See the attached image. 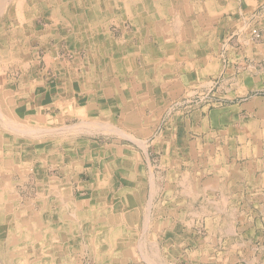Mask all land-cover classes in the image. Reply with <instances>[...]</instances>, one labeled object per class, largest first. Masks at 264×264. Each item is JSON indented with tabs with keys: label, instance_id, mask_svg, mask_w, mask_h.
<instances>
[{
	"label": "rangeland",
	"instance_id": "rangeland-1",
	"mask_svg": "<svg viewBox=\"0 0 264 264\" xmlns=\"http://www.w3.org/2000/svg\"><path fill=\"white\" fill-rule=\"evenodd\" d=\"M51 1L11 0L0 12L6 37L0 52V194L5 195L0 211L15 219L13 239H23L28 264H264V117L250 122L248 150L226 137L221 139L231 145L226 149L183 150L188 141L199 140V131L184 127L228 105L230 93L221 85L238 42L239 33L232 30L252 36L257 29L259 40L247 38L258 43L257 16L230 31L227 19L240 0H154L156 17L137 20L133 6L126 12L101 5L86 24L76 22L93 30L80 33L52 15V8L72 0ZM92 33L99 41L108 33L121 40V48L113 42L106 50L121 68L106 73L92 67L79 45ZM199 57L206 76L195 79ZM215 67L219 74H212ZM53 77L67 80L72 92L62 86L60 93L46 95L44 82ZM89 81L99 88L92 100ZM253 89L238 93V99L264 94L263 86ZM105 92L109 107L90 104ZM258 114H264V105ZM7 118L26 125L29 133L9 128L10 121L7 127ZM120 149L131 158L129 182L114 171ZM189 156L210 159L194 166L197 161L187 162ZM245 157L252 166L233 171L235 160ZM219 164L223 174L248 179L220 180L225 176H218ZM100 172L110 173L98 185L109 196L88 198L82 190H92L95 182L82 189L81 180ZM137 176L144 182L136 183ZM124 183L139 184L138 196L128 191L118 202L114 195ZM166 190L186 197H170Z\"/></svg>",
	"mask_w": 264,
	"mask_h": 264
},
{
	"label": "crops",
	"instance_id": "crops-1",
	"mask_svg": "<svg viewBox=\"0 0 264 264\" xmlns=\"http://www.w3.org/2000/svg\"><path fill=\"white\" fill-rule=\"evenodd\" d=\"M10 2H11V0H0V12H2V9H3L2 5L9 4ZM54 2H55L54 3V5H55L57 2L56 1H54ZM43 3L45 4L47 2L45 1ZM50 4H51V2H50ZM59 5L60 4H58L57 7H59ZM68 5L69 4L67 3V6ZM126 6H128V5L117 4V7H119V9H125V11H126ZM54 8H56V7H54ZM154 8H155V2L153 3L152 6H150V5H146V6H143V5L137 6L136 5V7L133 6L134 16H132V17H134V19H136V20L139 18H145V17L147 19H151V17H152V19H153L156 17L155 13H154ZM234 11H235V13H233L234 15L232 17H228V19H227V22H229V20H230V31L232 29L231 28L232 26H237V28H239L238 26H241L243 23L247 22V20L252 18L254 15H256L257 21H258L257 24H259V29L262 32V39L258 43L257 42L254 43L252 41L250 42V38L249 39L247 38L249 31L240 33L239 29L232 30V31H237L239 33L238 42L236 43V45H237L236 47H234V46L232 47L235 49L233 58H230V61L232 62V64L229 66L228 72L226 71L227 73H225L224 79H223L224 82L221 85V87L223 86L222 90L224 88V90L226 92L230 93V97L228 98V100L225 99L226 101H229V103L227 106H224L219 110L212 111L211 114H209L207 116H200L196 122V123H198L196 126L194 125L192 127H186V128L184 127V130L187 129V130H185L187 132H190V130H193V132L198 133V131H199V133H198L199 136L197 137V139H199V140L188 141L187 145L183 146V150L185 151L187 149V153H189V154H191L193 152L192 151L193 149L197 150L199 153H203L207 149H210L209 147H212V146H213V148H216V149H218V148L219 149H226L227 147H231V145L224 144L223 141H221V139L224 137H226V139H228L229 142H232V139L235 140L236 141L235 142L236 148H239L240 150H242V149L245 150V148H247V150H248V149H250L249 147H251V146L248 147V145L253 144L252 143V137L247 134V131H249V127H250V122H251V120H253L257 116L264 117V114H260V115L258 114L259 110L264 105V94L261 96H252V97H248V98L245 97V99L242 98L243 100L238 99V96L242 97V94L238 95V93H240V92L241 93L245 92V94H246V93H250L251 91H253L254 90L253 87H262V86L264 87V0H240V2H238L237 5L234 7ZM91 14L92 13L89 12L88 21H89V17L91 16ZM143 15H144V17H142ZM152 15H154L155 17ZM57 17H58V19H63V18L66 19L67 15L65 16V14L62 13V14H60V16H57ZM92 17H93V15H92ZM89 29H91V28H89ZM248 36L251 37V34H249ZM86 37H87V35H86ZM5 38L6 37L0 31V52H3V50H5L4 49L5 48V40H6ZM241 38L243 39L242 41H241ZM115 42H117V45H119L118 49L121 48V44H120L121 40L116 41V38L114 36V43ZM109 45L111 46V45H113V43L111 42ZM89 57H90V55H89ZM112 57L115 58L114 56H112ZM118 58L120 59L119 56H118ZM201 58L202 57H199V59H198V69L196 72L197 74L192 76L195 79L202 77L203 74H204V77L206 76L205 75L206 74L205 68L200 67L202 65V62L204 61V58H202V59ZM115 60H116V58L114 59V61ZM124 64H125V62L122 61L123 66H124ZM91 65H92V67H100L99 65L93 64L92 61H91ZM111 68L116 69V68H121V66H120V64H119V66L117 65L116 67H114V65H113V67H111ZM237 70L239 72H236ZM219 71H220L219 67L218 68L215 67L212 69V72H213L212 74H215V73L219 74ZM223 72H225V71H223ZM190 77L191 76H189L188 79ZM212 77H213V75H212ZM70 81H71V87H72L74 85V83L72 80H70ZM44 84L47 86V90L45 92L46 95L48 93L49 94L51 93V96H54V95H56V93H60V91L62 90L61 89L62 86H65V87L68 86V81L65 79H59V77H56V78L53 77V78H51L50 81H45ZM95 86L96 85L93 83V81L92 82L89 81V100L94 99V96H95L94 91L95 90L98 91V89H99L98 87L96 89ZM94 87H95V89H94ZM68 88H67V91H71L70 85L68 86ZM263 93H264V91H263ZM103 94H104V92H103ZM105 94L106 95L102 96L101 99H96L95 103L93 101H91L90 104L94 105L97 102H100L101 104H104V105L109 107L110 100L107 97L108 94L106 92H105ZM243 96H244V94H243ZM52 100H53V98H52ZM89 109L92 110V108H89ZM205 122H206L207 126L205 125ZM217 137H218V140L220 139L219 141H217V142L211 141V140H215ZM206 138L209 139V142H207L205 140ZM121 152L123 154L121 155L119 153L118 157L115 159V162L113 163L115 165V168H116V169H114V171H116V172L118 171L119 173L118 172L117 173L121 178L127 177V179L126 178L121 179V180L126 181V180H129V178H128V171L129 170L126 168V166L128 163H130V164H132V163H131V161L127 160V159H131V158L125 157L123 150H121ZM247 158L248 157H245L244 160H235V162L232 165L233 166L232 168H235V169H233V171H235L237 168L241 169L242 168L241 166H248V167L252 166L251 165L252 163L249 161L250 159H247ZM209 159L210 158L205 157V156L203 158L199 156L198 159H194L193 157L189 156V158H187V160H188L187 162L191 161L194 163V160H195V161H197V164L194 166H197L198 162H200V163L203 162L202 164H204V162L208 161ZM214 159H217V158L214 157ZM134 161H137L136 158L134 159ZM183 163H186V162H183ZM221 163H223V162L221 161ZM134 165H136V163H134ZM229 166H231V164ZM220 167H221L220 170H217L220 172V174H218V176H220V177L225 176L224 178L223 177L220 178V180H222L224 182H226V181H228V182L229 181L239 182L240 180L245 181V179H248L245 175L243 177H238V178H236L235 175L233 177H229V176H227L221 172L224 165H220ZM109 175H110V173L107 174V172H101V174H99L101 179L99 176L97 177V175L96 176L91 175L88 180H84V179L81 180V182H83L82 184L80 183L82 186V189H85L87 186H89L91 184V182L92 183H93V181L95 182V186L92 188V190H87V188H86V190H82V191L89 193L88 198L94 197V198H101V199L105 198L106 199L108 197L107 196L108 195L107 190H106L107 188L106 189L104 188V190L102 192H100L99 190H101L102 186H98V185H101V183H106ZM141 176H142V174H140V178H141ZM140 178L137 176L136 183H138L140 181L144 182ZM108 180L110 183V178ZM112 180L115 181L116 179L114 178ZM126 182H129V181H126ZM97 183H99V184H97ZM136 183L134 184L135 187L139 186V184H136ZM122 186L119 187V189L116 191V194L114 195V196H117L118 199H120V200H118V202H120L122 200V198H126L125 195H127L126 192H128V191L133 193V195H136V197L138 196L136 193H134L137 191L134 189L135 187H133L132 185H130L128 183H124V184H122ZM111 187H112V185L110 184V186L108 188L109 191H111ZM120 191H123V194H124L123 197H121L119 195ZM178 192H176L175 190H166L165 194L169 195L170 197H181V196L186 197V195L184 193H178ZM100 194H102V195H100ZM104 194H106V195H104ZM180 194H184V195H180ZM194 195L199 197V195H196V194H194ZM148 196H154V195L152 193H150V194H148ZM231 196H232V194L230 195V197Z\"/></svg>",
	"mask_w": 264,
	"mask_h": 264
},
{
	"label": "bare ground",
	"instance_id": "bare-ground-1",
	"mask_svg": "<svg viewBox=\"0 0 264 264\" xmlns=\"http://www.w3.org/2000/svg\"><path fill=\"white\" fill-rule=\"evenodd\" d=\"M51 1V0H50ZM54 1V0H53ZM52 2V1H51ZM64 2V1H63ZM70 2V1H69ZM2 3V2H1ZM154 3V0H86V1H82V0H72V3L69 4V6H67V3L64 4H60L59 7L55 6L56 8H50L52 10V15L54 18H58L57 16H60V14L64 13L65 16L67 15V21L69 22V26L71 28H73L75 31H79L80 33L82 31H86L87 29L91 28V27H86L84 26V28L82 27H78L76 22L79 20L80 22H82L83 24H86V21H88V16H89V12L96 13L99 11L101 5H105L109 7V9H112L115 5L117 4H126L128 6H134L136 7V5H150L152 6ZM50 4V3H49ZM119 6V5H118ZM104 7V8H105ZM102 11V10H101ZM132 11V10H131ZM141 11V10H140ZM139 11V12H140ZM147 11V10H146ZM48 12V11H47ZM125 12V11H124ZM133 13V12H132ZM145 13V12H144ZM113 14V13H112ZM138 14V13H137ZM136 14V15H137ZM150 14V13H149ZM99 15V14H98ZM154 16V15H152ZM144 17V15L142 16ZM155 17V16H154ZM65 19V20H66ZM152 19V17H151ZM57 20V19H56ZM55 20V21H56ZM112 22V21H111ZM97 24V23H96ZM54 25V24H53ZM66 25V24H65ZM98 25V24H97ZM111 25V24H110ZM94 26V25H93ZM101 26V25H100ZM143 27V26H142ZM66 28V26H65ZM69 30V29H68ZM91 30V29H90ZM92 31V30H91ZM96 32V31H95ZM107 32V31H106ZM71 33V32H70ZM79 33V34H80ZM54 35V34H53ZM85 35V33H84ZM94 34L92 33V35H89V37L84 41L87 42V44L84 43H80L79 45L82 46L83 48L86 49V52L88 55H90L91 61L93 64L95 65H99L102 69H104L103 71L106 70V73H109L110 69H113L111 67H113V63L115 62L114 59L110 52L106 53V50H109V48H111V46L109 45L111 42L113 43L114 41V36L111 33H108L107 37L103 40V41H99L98 38H94L92 37ZM103 36H106V34H104ZM72 38V37H70ZM86 38V35L85 37ZM77 39V38H76ZM75 39V40H76ZM186 39V38H185ZM72 40V39H70ZM78 40V39H77ZM63 42V41H62ZM161 43V42H160ZM194 43V42H193ZM107 46V47H106ZM107 49H106V48ZM160 47V46H159ZM97 48H99V53H97ZM190 48V47H189ZM96 50V51H95ZM133 55V54H132ZM2 57V56H0ZM55 58V57H54ZM172 58V57H171ZM119 60V59H118ZM169 64V63H168ZM1 65V64H0ZM116 65V64H115ZM114 65V66H115ZM119 65V64H118ZM7 66V65H6ZM191 66V65H190ZM4 68V67H3ZM6 68V67H5ZM26 68V67H25ZM17 73V72H16ZM139 73V72H138ZM91 77V76H90ZM7 93V92H6ZM6 97V96H5ZM4 99V98H3ZM16 103V102H15ZM9 104V102H8ZM11 104V103H10ZM7 106V104H6ZM28 109V108H27ZM7 110V109H6ZM14 113V112H13ZM2 114V112H1ZM0 114V115H1ZM4 116V115H3ZM6 118V117H5ZM4 119V118H3ZM10 121V122H9ZM3 122V121H2ZM6 123V126L8 125L7 123L9 122L11 129H15L16 131L19 132H28V127L26 125H18V122H15L13 119H6L4 121ZM3 122V123H4ZM18 123V124H17ZM206 123V122H205ZM29 125V124H28ZM107 125V124H106ZM74 126V125H73ZM8 127V126H7ZM30 127V126H29ZM38 128V127H36ZM46 128V127H45ZM62 128V127H61ZM67 128V127H66ZM46 132V131H45ZM29 133V132H28ZM32 135V134H31ZM20 136V135H19ZM23 136V135H22ZM64 137V136H63ZM2 143V140H0V146ZM37 147V146H36ZM42 147V146H41ZM19 149V148H18ZM22 149V148H21ZM29 150V149H28ZM75 150V149H74ZM5 154V153H4ZM16 154V153H15ZM72 154V153H71ZM121 154V153H120ZM123 154V153H122ZM121 154V155H122ZM36 155V154H35ZM119 155V154H118ZM128 155V154H127ZM33 156V155H32ZM50 157V156H49ZM122 157V156H121ZM19 160V159H18ZM6 161V160H5ZM9 162V161H8ZM11 162V161H10ZM26 162V161H25ZM30 162V161H29ZM118 162V161H117ZM121 162V161H120ZM136 162V161H135ZM12 163V162H11ZM27 164V163H26ZM48 164V163H47ZM108 164V163H107ZM23 165V163H22ZM208 165V164H207ZM109 166V165H108ZM122 166V165H121ZM22 167V166H21ZM129 168V167H128ZM113 169V168H112ZM103 170V169H102ZM5 173V172H4ZM101 173V172H100ZM100 177V176H99ZM101 179V177H100ZM5 180V179H4ZM11 180V179H10ZM40 180V179H39ZM185 181V179H184ZM2 182V180H1ZM9 182V181H8ZM66 182V181H65ZM151 182V181H150ZM181 182V181H180ZM5 184V183H4ZM154 185V184H153ZM97 186V185H96ZM208 186V185H207ZM10 187V186H9ZM123 187V186H122ZM127 187V186H126ZM206 187V186H205ZM45 188V187H44ZM212 188V187H211ZM1 189V188H0ZM55 189V188H54ZM64 189V188H63ZM62 189V190H63ZM124 190V189H123ZM127 190V189H126ZM154 191V190H153ZM4 192V191H3ZM7 192V191H6ZM61 192V191H60ZM67 192V191H66ZM130 192V191H129ZM135 193V192H134ZM61 194V193H60ZM66 194V193H65ZM119 195L121 197L124 196L123 191H120ZM0 196H5V195H1ZM109 196V195H108ZM119 196V197H120ZM7 197V194H6ZM104 197V196H103ZM151 197V196H150ZM5 198V197H4ZM63 199V198H61ZM66 199V198H65ZM105 199V198H104ZM120 200V199H118ZM4 201V200H3ZM68 201V200H67ZM66 201V202H67ZM2 202V201H1ZM0 202V203H1ZM8 202V201H7ZM64 202V201H63ZM147 202V201H146ZM58 203V202H57ZM68 203V202H67ZM73 203V202H72ZM99 203V202H98ZM105 203V202H104ZM116 203V202H115ZM123 203V202H122ZM14 204V203H13ZM16 204V203H15ZM54 205V204H53ZM58 205V204H57ZM14 206V205H13ZM12 206V208H13ZM102 206V205H101ZM110 206V205H109ZM149 207V206H148ZM147 207V208H148ZM11 208V209H12ZM94 208V207H93ZM123 208V206H122ZM5 209H7L5 207ZM24 210V209H23ZM6 211V210H5ZM10 212V211H9ZM8 212V213H9ZM54 212V211H53ZM57 212V211H56ZM117 212V211H116ZM120 212V211H119ZM7 213V212H6ZM18 213V212H17ZM2 214H4L2 211H0V264H19V258L17 257V254L20 251V256H23L25 254L22 253L21 251V247H24V241L21 238V241H16L13 239V228H14V221L15 219H12L10 214L8 216L10 217H6V216H2ZM24 214V213H23ZM7 215V214H5ZM31 215V214H30ZM57 215V214H55ZM62 215V214H61ZM79 215V214H78ZM43 216V215H42ZM46 216V215H45ZM147 217V216H146ZM46 218V217H45ZM71 218V217H70ZM54 219V218H53ZM72 219V218H71ZM30 220V219H29ZM145 220V219H144ZM17 221V220H16ZM31 221V220H30ZM68 221V220H67ZM70 221V220H69ZM55 222V221H54ZM71 222V221H70ZM146 222V221H145ZM27 223V222H26ZM56 223V222H55ZM80 223V221H79ZM143 223V222H142ZM36 224V223H35ZM63 224V223H62ZM73 224V223H72ZM44 225V224H43ZM42 225V226H43ZM46 225V224H45ZM61 225V224H60ZM144 225V224H143ZM53 226V225H52ZM142 226V225H141ZM30 227V226H29ZM36 227V226H35ZM57 227V226H56ZM17 228V227H16ZM45 229V227H44ZM17 230V229H16ZM26 230V229H25ZM31 230V229H30ZM142 230V229H141ZM23 231V230H22ZM49 231V230H47ZM66 232V231H65ZM56 233V232H55ZM83 234V233H82ZM141 235V234H140ZM37 236V235H36ZM40 236V235H39ZM42 236V235H41ZM45 236V235H44ZM34 237V236H33ZM27 238V237H26ZM28 239V238H27ZM55 241V240H54ZM53 241V242H54ZM59 241V240H58ZM57 241V242H58ZM149 243V242H148ZM151 244V243H150ZM140 245V244H139ZM152 245V244H151ZM43 246V245H42ZM153 246V245H152ZM76 247V246H75ZM20 248V250H19ZM135 248V246H134ZM37 249V248H36ZM39 250V249H38ZM24 251V249H23ZM36 251V250H35ZM40 251V250H39ZM54 251V250H53ZM36 255V254H35ZM39 255V254H38ZM142 256V255H141ZM149 256V255H148ZM40 257V256H39ZM147 257V256H146ZM150 257V256H149ZM42 259V258H41ZM144 259V258H143ZM43 260V259H42ZM53 260V259H52ZM146 260V259H145ZM23 261L24 264H28L29 260L27 261V259H24L23 256ZM98 261V260H97ZM22 262V261H21ZM156 264V263H155Z\"/></svg>",
	"mask_w": 264,
	"mask_h": 264
},
{
	"label": "built area",
	"instance_id": "built-area-1",
	"mask_svg": "<svg viewBox=\"0 0 264 264\" xmlns=\"http://www.w3.org/2000/svg\"><path fill=\"white\" fill-rule=\"evenodd\" d=\"M261 38V34L260 32L257 30V29H253L252 30V36H251V39L252 40H259ZM220 104H222V102L220 101Z\"/></svg>",
	"mask_w": 264,
	"mask_h": 264
}]
</instances>
